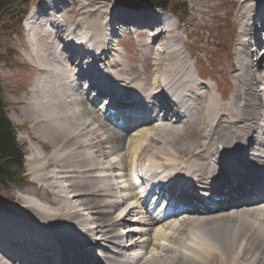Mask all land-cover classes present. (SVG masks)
<instances>
[{
	"label": "bare ground",
	"instance_id": "1",
	"mask_svg": "<svg viewBox=\"0 0 264 264\" xmlns=\"http://www.w3.org/2000/svg\"><path fill=\"white\" fill-rule=\"evenodd\" d=\"M74 1L39 0L40 6L34 7L23 23L27 42L34 44L33 53L42 61L44 71L48 70L52 76L56 74L57 78L66 73L63 72L64 69L70 73L74 72L71 81L76 82V86L73 85V93L68 86L57 89V81L48 78L42 85V103L36 104L32 101L37 106L31 105L37 108L36 113L25 108L27 118L34 116L32 126L42 123L43 127L44 124L43 129L39 128L40 131L42 130L43 134L48 133L50 139L56 142L54 152L47 159L46 156L39 157L38 153L27 157L28 166L37 175L38 182H48V186H45L50 188L49 191L52 189L54 196L53 199L48 198L46 204L42 203V196L37 195L38 200L34 195H26L21 197L24 200H18L20 204H15L16 206H0V227L3 228H0V264H25L29 257L35 258L30 264H264V195H253L257 186L262 187L264 176V51L258 63L253 59V52L258 51V44L263 42L264 36L252 38L254 41L249 38L245 41L242 38L264 31V0H251L252 2L245 3L242 7L245 12L249 11V20L246 19L248 22L244 23L245 28L239 35L241 47L235 58L236 67L233 73L235 88L230 96H227L225 91L221 92L220 99L211 86L203 83L197 65L192 61L196 66L197 78L202 80L197 81L194 77L189 62L178 47L179 26L172 24L170 19L164 21V18H170L168 13H161L158 16L159 21L155 16L156 20L148 25L151 28L153 24L158 23V29L130 30L136 35L141 31L146 35L148 32V42L152 44L148 55L154 58L161 73L155 81L163 78L169 81L166 85L163 84L162 91H159V113L150 107L158 104L157 99H154L157 101L155 104H152L151 99L144 107L146 99L143 101L144 96L136 92L132 99H117V94H132L129 87L124 84L120 86V90L119 86L110 88L97 79L96 73L100 69L92 70L91 66L87 65L91 63L87 62L88 56L95 58L96 66L98 62L107 59V40L111 39L108 35L120 38L122 32H125V27L135 25V15L131 16L115 7L101 9V6L98 8L97 5L96 9L87 11L88 16H83L82 13L86 9L84 6H88L90 0H76L77 6H74ZM91 12H96L93 19H89ZM242 12L239 10V13ZM105 35L106 40L103 39ZM48 43H51L50 48H46ZM251 46L253 48H250ZM109 48L114 49L116 53L114 57L109 56L110 63L115 59L121 63L116 52L119 47ZM183 49L189 51L186 46ZM83 78H90V82L97 81L92 85L98 90V95H91L89 98L88 92L96 94L95 88L83 83ZM121 79V76L117 77L118 84L125 82L120 81ZM126 80L132 87L133 82H136V79ZM139 83L143 85L144 82ZM77 92L80 94L79 99L73 96ZM110 96L111 99L105 102ZM99 97H102L103 101L99 100ZM93 103L100 104V112L105 111L106 115H112L113 119L118 120L113 122L114 125L123 129H112L110 140H113L114 144L111 150L99 151L98 156L92 155V150H87L89 144L84 141L89 130L95 131V121H99L91 109L90 104ZM148 106L149 111L146 109ZM128 108H132L133 112ZM142 112L147 116L162 114L156 134L167 136L169 145L150 149V155L140 162L141 173L149 176L153 172L152 152L154 156L161 158L163 155L173 156L162 164L165 169L160 184L152 183L137 189L138 181L133 170L126 168L133 162L131 157H128L131 163L126 164L127 166H124L127 161L122 165L123 159L118 162L110 158L113 163L108 165L109 161L104 160L108 163L106 164L103 158L106 159L110 153L120 151L127 144L137 141L126 139L125 144V127L135 130L131 126L139 127L141 123H151L152 119L159 118L152 115L153 118L147 117ZM154 123L153 121L152 127ZM106 126V122L98 123V127L102 129H106ZM152 127L144 129L148 130V135H140L145 138L153 137ZM156 134L154 133V137L161 141ZM83 136L84 140L79 141ZM188 137L191 138L190 142L185 141ZM90 139L93 140L92 137ZM177 140L184 143L175 145ZM181 158L185 160L181 161ZM146 164L149 168L144 170ZM52 165L56 167V172L46 171L53 167ZM111 168L113 174L107 172ZM118 169L124 173L116 172ZM155 170L157 171V168ZM128 171L132 173L128 174L132 192L124 194L123 183L118 179V175H127ZM128 176L121 177L126 186ZM234 177L238 178L237 183H233ZM229 179L230 183H224ZM246 180L253 183L249 185ZM208 182L218 184L219 188L211 186L208 190L211 193L217 191L221 198L216 206H183L178 212H172L162 205V199L170 202L171 187L178 185L187 190L193 188V185ZM226 187H230L229 190L225 191ZM70 191L74 194L70 195ZM128 191L129 189L126 193ZM191 196L185 193L182 200L186 202ZM150 197L153 203L148 207L160 209L158 216L151 215L152 211L148 212L150 209L146 208L147 203L143 206L142 202H148ZM177 198L178 196L175 201ZM0 204L7 205L3 202ZM172 205L178 206L176 202ZM121 206L122 210L118 215L119 211H115L121 209ZM136 208L139 210H135ZM143 209H147V212L144 213ZM83 210H89L92 218H85ZM216 210L219 211L215 212ZM114 213L117 215H113ZM138 215L139 218L142 217L136 220L138 218L134 216ZM142 221L147 225L142 224L146 229L140 231L135 225H140L139 222ZM91 222H97L93 229L89 226ZM123 224L127 226H120ZM156 225L160 226L155 228L154 232L152 229ZM12 228L21 232H10ZM91 231H97L99 235L91 236ZM150 231H153L154 235L142 241L137 237L130 243L124 241L127 237L137 234L147 235ZM4 235H12L15 238L7 242L5 238L10 236ZM231 239L234 242L232 247ZM27 243H30V248L26 246ZM91 244L101 246L94 249L98 252L95 256L87 248ZM236 247L237 250L233 251ZM16 256L21 258L20 261L11 260V257Z\"/></svg>",
	"mask_w": 264,
	"mask_h": 264
},
{
	"label": "rangeland",
	"instance_id": "2",
	"mask_svg": "<svg viewBox=\"0 0 264 264\" xmlns=\"http://www.w3.org/2000/svg\"><path fill=\"white\" fill-rule=\"evenodd\" d=\"M37 2H39V0H37L35 3H37ZM90 2L88 4V6H84V9L86 8L87 10L86 9H85V11H84V9L82 10V11H84L82 13L83 16H86V15L88 16L87 11L94 10L97 7L99 8L100 6H101L100 7L101 9L104 7H105L104 9H109V8H111L110 6H116L114 0H93V2H92V0H90ZM250 2H252V1L251 0H175L174 3H184L185 7L188 9V15L187 16H186V14L180 13V12H175L176 15L173 14L175 16V18L177 17L178 20L180 21L179 24L177 23V19H175L174 16L170 15V14H172L169 12L170 9H169V11H166V12L170 13L169 15L171 17V20H173L175 24L171 20H170V22L172 24H174L175 26H177V25L179 26L178 32L180 33V40L178 42V47L180 48V51L183 53V55L186 57L187 61L189 62L190 69H191L194 77L197 79V81L200 80V78H197V76H196L197 70L195 69V67H196L194 65V63H195L197 65L198 70L200 71L201 76L204 78V80H202V79L201 80L203 81V83H205V84H207L213 88L214 92L217 94V97L219 99L222 98L221 92H224V91H226V93L229 92V94H227V96H230L231 92L234 91V88H235V82L233 81V73H234V69L236 67V59L235 58H237V55L239 53V48L241 47L239 44V40H240L239 35H240L241 30H243L245 28L244 25L248 22L247 20H249V11L245 12L246 10L243 9L242 7L245 5V3L248 4ZM35 3L31 4L28 8L19 7L17 9H15L14 14H13L14 20L16 21L19 17H22L23 16L22 14H24V13H25L24 16L28 15L29 12L31 13L33 8H34ZM77 5H78V2L75 0L74 6H77ZM118 9L120 11H123V12L126 10L125 8H123V5H121V7H119ZM239 10H241L243 12L239 13ZM128 12H130L131 14H134L135 16H139V17L142 15H143V17H145L144 14H148L149 16H151V22H153L152 17L155 19V16L157 15L156 14L157 11L152 10V9H145V11H138V10L133 9V11L128 10ZM138 12H141V13L138 14ZM92 13L93 12L90 13L89 19H93L96 16V12H94L95 14L94 13L92 14ZM82 15H81V17H83ZM159 15H161V14H159ZM245 15H246V17H244ZM158 16L156 18L159 21ZM258 20H257V22H258ZM138 21H140V20H138ZM126 23H128V21H126ZM126 25H128V24H126ZM141 25H142L141 28L146 27L144 24H141ZM135 26H136V24L131 25L130 27H128V26L125 27V32L123 33L124 36L122 38H117V37L108 35L109 38H111V39L107 40L108 41V44H107L108 49L106 51V55H108L107 59L101 61V63L98 62L97 66H96L95 65V58H92V56H88L87 62H91V63L87 64V65H90L92 70L93 69L97 70V68H99L100 70H98L96 73L97 79L100 82L109 86L110 88L112 87V89H115L119 86L118 90H120L121 89L120 86L126 84L129 87V89L131 90L129 92H131L132 94H135V92L138 95L142 94V96H144L143 101H145V99H146V101L143 104V107H144V105L148 104L151 99H153L152 104H155L157 101L154 99H157L158 104L156 106H150V107L155 108L153 110L154 112H158V105H159L160 100H161L159 91H162L163 84L166 85V83H168L169 81H167L168 79H165V78H163V80H160L158 82L155 81L157 76H161V73H160L158 67L155 65L154 58H150V56L148 55V53L150 51V45H152V44H149V42H148L147 36L149 34H148V32H147V35L145 33L143 34V31H141V33L139 35L137 34L138 37L136 35H132L133 32L130 30L135 29L136 28ZM158 28H159V26H158ZM145 30H147V29H145ZM114 32L116 33L117 31H114ZM260 32H262V31H260ZM255 35H253V36H255V37H253L252 35L249 34L247 37H242V38H244V40L249 38V39L254 41V39H252V38L257 39V38H259V36H264L263 34L261 35L260 33L255 34ZM106 37H107V35H105V37L103 36V39L106 40L107 39ZM27 40H28V38H27L25 29L23 26V21L21 22V30L20 31L17 32V30L15 28H4L2 33H0V52H4V51L8 52L9 51L8 52L9 55L13 56V60L11 62H8V61L5 62L4 59H0V82H1V86L3 88L2 97H3V102L5 104V112H6L7 116L9 117V119L12 121V123H14V125L17 126V128H18L17 139H18L19 143L23 145L24 151L26 154V156L24 157L25 180L20 185L17 184V185H14V186H11V187H8L5 189H0V198H1L0 202H6L8 198H11L13 200L12 203L8 201L7 205L0 204V206H3V207H10L11 205H13V206L18 205L21 197L23 198L26 195H31V196L34 195L33 197L37 198L38 200H39V197L42 196V199H44L42 201L43 204H46V202L48 200L53 199V196H54L53 193L54 192L53 193L51 192L52 189H51V191L48 190V189H50L49 187H47L48 182H38L39 180L37 179V175L34 174L33 170L30 169L31 167L28 166L27 157H28V155H31L32 153H34V154L38 153L37 155H39V157L46 156L45 158L47 159L48 156L52 152H54V148H55L54 144L56 142H54L53 140L50 139V136L48 133H47L48 134L47 135L46 132H44V134H45L44 135L42 130L40 131V129L44 128V124H43V127L41 125L42 123L39 125L37 124L38 126L37 125L34 127L32 126V124H33L32 117H34V116H29L28 117L29 119H28L27 118L28 115L26 114L27 111L25 113V110L28 108V109H31L32 113H36V109H37L36 104L37 103L40 104V102L42 103V101H43V99H42L43 98L42 85L49 79H53V80L57 81L58 84L55 85V87L57 89L66 88V86H68L72 89L74 86H76L75 85L76 82L71 81V77L74 78V72L70 73V71H66L64 69L63 72H66V73L63 76L58 77L62 81L61 82L60 80H58L56 74L54 76H52L48 72V70L44 71L42 61H39L40 59L38 60L36 58L37 56H35V54L33 53L32 47L34 46V44H31L29 41L27 42ZM157 42H159V41H157ZM115 45L117 47H115ZM157 45H158V43H157ZM50 46H51V43H48L46 48H50ZM185 46L189 49V51L183 49V47H185ZM258 46H259L258 51L253 52V59L257 60V63L260 61L262 53L264 51V40H263V42L259 43ZM109 47H113V48L119 47L116 52L120 56L121 63L119 62L118 59H115L114 61H112L110 63V59H109L110 57L109 56L114 57L116 55V53H115L114 49H110ZM250 48H253V46H251ZM185 51H187V52H185ZM192 61L194 62L193 64H192ZM116 63H118L119 65L116 66L115 65ZM153 67H154V70H153ZM205 70H207V71H205ZM119 73H121V74H119ZM67 74L69 76H67ZM215 75H218V77H216ZM119 76H121L123 78L120 81H125V82L118 84L117 77H119ZM83 79H85V78H83ZM126 79H128L129 81L136 79V82L135 81H134L135 83L133 82V87L131 85L127 84ZM147 81H149V82L147 83ZM139 82H144V83H143V85H140ZM59 83L62 86H58V85H60ZM65 83H69V84H65ZM79 83H81L83 85V83H85V82L83 81V83L82 82H79ZM147 84H148V87H147ZM141 86H143V87H141ZM140 90H142V91H140ZM73 91L74 90L72 89V93H73ZM88 91H89V89H88ZM86 92H87V90H86ZM88 93L87 94L89 95V98H90L91 94H90V92H88ZM91 93L93 94L94 92H91ZM112 93H113V91L111 92V96H112ZM73 96L78 98V99L80 98L79 92H77L75 95L73 94ZM93 96L95 97L96 95H93ZM111 96L107 97V100L111 99ZM100 99H102V97H99V100ZM107 100L105 102H107ZM32 101L35 102L36 104H33ZM98 102H100V101H98ZM28 103H29V105H28ZM94 104H96V103L90 104L91 109L94 111L93 113L99 119L98 122H97V120L96 121L94 120L95 124H96L95 125V131L92 129L89 130L87 135H85L88 137L84 138L85 136H83L82 138L79 139V141H82L85 139L84 141L88 142V144L90 146L89 147L87 145L89 147V149L87 147V150L88 151L92 150V151H90V153L92 152L93 153V154L91 153L92 155L98 156L99 151H102L105 149L111 150V148L114 144L113 140H110L111 131H112V129L114 130V128H115V130H118L119 127L117 125H114V123H113V122H117L118 121L117 119H113L112 115H110V114L106 115L107 112H105V111L103 113L100 112V110L98 109L100 104H97V105H94ZM31 105L36 106V107H33V106L31 107ZM117 107H119V106L117 105ZM131 109L132 108H128L129 111H131ZM146 109L149 111V106L146 107ZM131 112H133V111H131ZM150 112H152V111H150ZM167 112L170 113V111H167ZM151 115L155 118L159 117L155 120L152 119L155 122L153 124V127H152V123H153L152 120H151V123H149V122H145V124L141 123L143 125L140 124V126H139L140 128L138 127V125L137 126L136 125L131 126L132 128L134 127L135 130H130L129 127H125L126 128V129H124V130H126L125 136L127 135L125 137V144H126V139L128 141H130L132 139H135L137 141L134 142V144H127L125 148L121 149L120 151L117 150L118 152L115 151V152H112V154L110 153V156L106 157V159L103 158V161L104 160L109 161V162L107 161L109 164L106 161H104L108 165H112V163H113L112 161H110V158L112 160H116L118 162H121V159H123L122 165L124 162L127 161V163H125L124 166L129 165L131 163L130 160L133 159L131 166L129 165L126 168L133 170V173H134V175L138 181L137 189L147 187L148 185H150L152 183H156L155 185L160 184L161 183V177L163 176V171L165 169V167L163 165L166 161H169V159L173 156V155L172 156L171 155H163L161 158V157L154 156L153 152H152L151 153V161L153 160L152 161L153 165H154L152 168L153 172L151 174L149 173L150 174L149 176H145L144 174L141 173L140 162L143 161L144 158H146L147 156L150 155V149H153L154 147H157V146L162 147V146H165L166 144L169 145V143L167 141L168 140L167 136H159L158 134H156V132L158 130V124L161 123V119L163 117L162 114H157V115L151 114ZM151 115H149V116L145 115V116L152 117ZM109 117H112V119ZM102 121L106 122V124L108 125V126H106V129L105 128L102 129L101 127H98V123L102 122ZM132 122L133 121H131V123ZM150 127H152L151 130L153 132V137H151L149 135L150 137L145 138V137L140 135V133L141 134L147 133V135H148V130H144V129L150 128ZM37 129H39V130H37ZM127 129H128V131H127ZM119 130H123V129H119ZM139 130H141V131H139ZM91 131H93V133H91ZM154 133L156 134L157 137H159V139L161 141L157 140V138L154 137ZM107 136L109 139L107 138ZM91 137L93 138V140L90 139ZM87 138H88V140H86ZM190 139L191 138L188 137L187 139H185V141L190 142L191 141ZM253 140H255V139H253ZM263 140H264V138H263ZM49 141H51V142H49ZM52 141H53V144H52ZM90 142H91V145H90ZM182 143H184V142H182V140H177L175 142V145H180ZM125 144H124V146H125ZM92 145H95V146H92ZM101 146L103 149L101 148ZM98 147L101 149H99ZM93 150L96 152H93ZM96 153H97V155H96ZM142 153H144V154H142ZM152 156H153V158H152ZM128 157H131V159ZM154 158H155V160H154ZM182 160H185V159L181 158V161ZM146 161L147 160H145V162ZM160 162H161V164H160ZM158 163L160 166L158 165ZM52 166L53 167H50L52 170L50 168H48L46 171H51V172L55 171L56 172V170H55L56 167L54 168V165H52ZM144 166H145L144 170L146 168H149L148 164H146ZM114 167H116V165H114ZM155 168H157V171L155 170ZM160 168L163 170H161ZM112 169L113 168L108 169L107 172L109 173V171H110V173H112ZM115 171L118 173H124L123 170H119V169L115 170ZM130 173H131V171H128L127 175L126 174L125 175H118L119 176L118 179L120 181H122V183H123L122 187H123V193L124 194H129L132 192V191H130V190H132V188H130V186H129L128 174H130ZM131 175H132V173H131ZM124 176H128L126 179L128 181L127 186L125 185V181L121 179V177H124ZM151 178H152V180H151ZM27 179H29V182L27 181ZM39 183H41V184H39ZM46 184H47V186H45ZM128 189H129V191L126 193V190H128ZM69 194L73 195L74 192L70 191ZM21 200H24V199H21ZM151 200L152 199L150 197L148 200L149 204H148V202H142L143 206L147 203L146 208L150 209L148 207V205H151L153 203V200L150 203ZM131 204H133V203H131ZM135 204H136V202L133 205H135ZM153 208H154V206H153ZM159 208H161V207H159ZM121 210H122V206H121V209H117L115 211V213L117 211H119L118 212V215H119L121 213L120 212ZM135 210H139V209L136 208ZM143 210H144V213L147 212L146 211L147 209L146 210L143 209ZM159 210L160 209H157V210L150 209V210H148V212L152 211V213L150 212L151 215L158 216ZM217 211H219V210H216L215 212H217ZM115 213L113 215L116 216L117 214H115ZM144 213H141L142 216L144 215ZM83 214L85 215L84 216L85 218H86V216H88V218H90V217L92 218V216H93L89 210H86V211L83 210ZM142 216H140V218ZM150 216L148 218H150ZM134 217H136L138 219H136ZM134 217L133 218L136 220L140 219L139 215L134 216ZM139 223H141V224L135 225L137 227V229H140V231H142V229H146V226H144V225H147V224L143 223V221L139 222ZM162 223L164 224V222H162ZM142 224H144V225H142ZM89 226L92 227V229H93L94 226H97V222L96 223L91 222V223H89ZM120 226H127V225L123 224ZM159 226L160 225H156L152 230H154V232H155V230H156L155 228H158ZM136 227H133V228H136ZM0 228L3 229L2 227H0ZM125 228L127 229V227H125ZM10 230H11L10 232H14V231L15 232H21L20 230L14 229V228H12ZM140 231H138V233ZM96 232L91 231V232H89V234L91 236L99 235ZM152 234H153V231H150L149 234H147V235L137 234L135 236L127 237L124 241L127 243L128 242L130 243L131 240H134V237H137L138 239H140L139 241H142L143 239H145L147 237H151ZM4 236H6V237L10 236L8 238H5V241H7V242L8 241L10 242L11 240H14V238H15L12 235H4ZM16 239H18V238H16ZM28 241H30V240H28ZM233 243H234L233 239H231L230 240V247H232ZM143 244H146V243L143 242ZM99 246L100 245L95 246V250L99 249L98 248ZM236 246H238V245H236ZM145 250L147 251V249H145ZM236 250H237V247L234 248L233 251H236ZM125 251H127V250H125ZM129 252H130V250H129ZM96 255H97V253H96Z\"/></svg>",
	"mask_w": 264,
	"mask_h": 264
},
{
	"label": "trees",
	"instance_id": "3",
	"mask_svg": "<svg viewBox=\"0 0 264 264\" xmlns=\"http://www.w3.org/2000/svg\"><path fill=\"white\" fill-rule=\"evenodd\" d=\"M36 0H0V33L4 28H15L21 30L22 17L14 20V10L19 7L28 8ZM120 5L130 8L139 7H155L164 10L171 9L172 12H180L188 15V9L184 3H174L175 0H116ZM9 18H8V17ZM9 52V51H8ZM7 51L0 52V59L5 62H11L13 56ZM0 189H5L14 185H20L25 180V164L26 156L24 147L17 139V126L12 123L5 112V104L3 102V88L0 82ZM24 184V183H23ZM1 199V198H0ZM12 203V199L8 198L6 202Z\"/></svg>",
	"mask_w": 264,
	"mask_h": 264
}]
</instances>
